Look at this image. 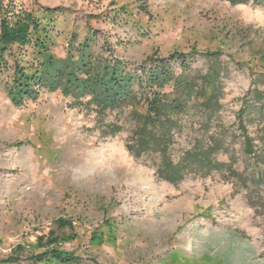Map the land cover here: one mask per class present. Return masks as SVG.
<instances>
[{"label": "rangeland", "instance_id": "rangeland-1", "mask_svg": "<svg viewBox=\"0 0 264 264\" xmlns=\"http://www.w3.org/2000/svg\"><path fill=\"white\" fill-rule=\"evenodd\" d=\"M26 14L47 24L58 57L90 36L128 70L171 62L179 74L184 59L197 78L218 56L222 109L190 101L173 158L213 135L217 158L251 176L246 134L264 158V0H0V264H264V185L225 171L163 181L127 150L131 108L100 117L40 75L13 99L17 63L38 61L31 44L1 41L3 24Z\"/></svg>", "mask_w": 264, "mask_h": 264}, {"label": "trees", "instance_id": "trees-1", "mask_svg": "<svg viewBox=\"0 0 264 264\" xmlns=\"http://www.w3.org/2000/svg\"><path fill=\"white\" fill-rule=\"evenodd\" d=\"M228 1L246 3L249 0ZM46 25L32 14L7 20L3 24L1 41L10 45L31 44L38 61L27 63V66L17 63L12 87L13 99L23 98L17 82L22 81L27 85L31 76L40 75V80L44 82L42 86L51 90L61 89L65 96L75 99V105L84 103L100 117L108 110L131 108L135 128L126 142L127 150L136 158H151L157 177L163 181L176 186L191 175L207 177L214 171H225L244 186L249 182L258 187L264 185V158L259 156L253 139L247 134L244 155L256 160L251 176H245L244 172L233 168L231 163L217 158V154L226 150L222 139L213 135L207 139H197L178 160L173 158L175 136L183 126L178 116L187 111L190 101L199 98V106L211 115L222 109L221 65L218 56L208 72L197 78H191L187 73L189 66L184 59H181L183 71L179 74L171 62L142 66L139 73L136 69L128 70L122 60L96 55L93 50L94 38L90 36L75 47L69 44L71 48L66 56L54 55L48 35L44 34ZM256 82L264 84V74L259 75ZM170 84L174 86L172 94L165 92ZM25 89L31 91L29 85ZM256 95L259 96V93ZM239 119L240 125H244L242 118ZM107 127L109 130L106 133L109 134L122 129L119 124H109Z\"/></svg>", "mask_w": 264, "mask_h": 264}]
</instances>
